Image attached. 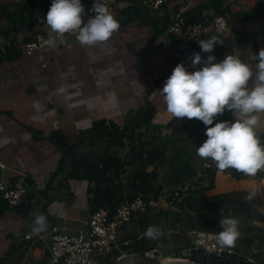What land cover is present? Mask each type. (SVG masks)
Instances as JSON below:
<instances>
[{"label": "crops", "instance_id": "crops-1", "mask_svg": "<svg viewBox=\"0 0 264 264\" xmlns=\"http://www.w3.org/2000/svg\"><path fill=\"white\" fill-rule=\"evenodd\" d=\"M43 2L0 0V180L10 186L24 176L32 201L28 208L18 209L0 202V264H48L51 229L75 234L92 213L89 188L93 185L68 177V158L59 175L50 180L62 159L49 137L57 134L73 143L84 138L96 121L123 126L146 98L155 111L152 128L143 130L133 145L108 150L125 162L120 174L123 194L129 192L127 185L139 164L135 147L143 141L150 151L165 150L158 177L162 193L188 187L200 191L203 202L196 210L166 207L135 217L120 229L117 244L149 236L148 229L156 228L166 244L154 249L169 254L184 248L188 232L219 233V220L235 217L240 236L229 248L264 264V170L254 176L235 169L220 171L211 159L199 157L196 149L206 140V126L197 119L172 117L159 94L178 63L189 72L203 66L192 67L193 53L202 59L213 55L214 62L227 55L239 56L256 70L259 61L252 57L264 48V0H170L157 10L143 6L142 0H116L112 14L120 27L107 42L86 46L76 36H63L44 53L25 56L24 44L48 28ZM81 3L88 7L85 0ZM178 13L188 21L225 16L228 34L209 36L222 43L211 53L202 52L199 45L186 48L167 32ZM238 118V113L225 110L214 124ZM258 118L256 131L264 144V113ZM105 146L83 145L74 152L92 151L99 157ZM205 164L213 172L211 182L204 173ZM38 215L45 217L46 224L35 232Z\"/></svg>", "mask_w": 264, "mask_h": 264}, {"label": "clouds", "instance_id": "clouds-1", "mask_svg": "<svg viewBox=\"0 0 264 264\" xmlns=\"http://www.w3.org/2000/svg\"><path fill=\"white\" fill-rule=\"evenodd\" d=\"M84 12L81 0H52L45 19L53 33H76L79 43L86 46L107 42L120 27L103 3L94 0L91 12L95 15L86 22L82 19ZM198 42L204 53H211L216 44H222L215 36ZM215 59L213 55L202 59L199 53H193L192 67L203 66L189 72L178 63L159 94L172 117L197 119L206 126L207 139L196 149L199 157L211 159L220 171L235 169L254 176L264 170V144L256 131L258 115L264 113V48L252 57L259 61L256 70L239 56L227 55L220 62ZM225 110L238 113L239 118L214 124ZM34 224L33 231H42L45 217L38 215ZM219 226L222 231L217 239L221 247L234 246L240 236L239 219L223 217ZM158 231L149 228L147 234L153 236Z\"/></svg>", "mask_w": 264, "mask_h": 264}, {"label": "built area", "instance_id": "built-area-1", "mask_svg": "<svg viewBox=\"0 0 264 264\" xmlns=\"http://www.w3.org/2000/svg\"><path fill=\"white\" fill-rule=\"evenodd\" d=\"M85 8L82 19L87 21L95 13L91 12L94 0H85ZM170 0H142V5L157 10L164 6ZM95 2L105 4L112 13L116 6V0H95ZM229 25L225 16H212L209 20L188 21L181 13L174 16L168 27V35L174 41H180L186 48L198 46L200 40H206L211 34L224 36L228 34ZM76 33H65L63 36H76ZM57 33H53L49 26L47 30L36 33V35L26 42L22 48L25 56H31L36 53H44L53 42L62 38ZM3 167L2 165L0 166ZM205 169L210 168L208 164ZM24 176H19L10 186L0 180V198L5 202L8 208H28L32 201L29 198ZM189 188H178L171 193H161L157 199L145 200L142 196H137L132 200H125L118 205L110 216L105 209H100L91 213L85 222L83 228L75 234L69 235L60 232V229L53 227L50 231V260L48 264H105L107 261L115 258L120 260L128 254L124 249L130 241L117 244V236L123 227L129 225L135 217H146L154 211L170 207L172 209H184V201L188 195ZM188 241L184 248L179 252L180 256L176 260L190 261V251H194V262L197 264L211 263V260L223 259L237 254L229 247H221L218 242V232L208 231H190L187 233ZM121 246V247H120ZM157 252L156 249L148 251ZM116 253V254H115ZM175 252H171L166 258H173ZM179 257V258H178ZM239 264V260L237 261ZM245 264L253 263L251 259H246Z\"/></svg>", "mask_w": 264, "mask_h": 264}, {"label": "trees", "instance_id": "trees-1", "mask_svg": "<svg viewBox=\"0 0 264 264\" xmlns=\"http://www.w3.org/2000/svg\"><path fill=\"white\" fill-rule=\"evenodd\" d=\"M51 3L52 0H44L43 2L44 17ZM31 10L32 7L29 8V15L32 13ZM154 114V107L146 98L138 110L128 115L126 124L123 126H118L104 120L96 121L84 133V138H78L73 143L66 141L57 134H52L49 139L60 150L62 162L58 169L50 176V180L59 175L65 164V159L68 158L70 165L68 177L86 180L89 184L93 185L89 188L90 193H92V199L90 200L92 213L100 209H105L112 216L114 209L123 203V201L132 200L139 195L145 200L150 198L157 199L162 193V188L158 183V177L159 167L165 162V150L161 153H156L146 148L147 142H138L135 150L139 164L127 185L129 192L125 195L123 194L124 187L120 182V174L124 171L125 162L120 157L111 155L108 152L111 146L123 147L128 144L133 145L134 140H139L142 137L143 130L152 128ZM94 133H99V135L93 136L92 134ZM89 135L92 136L90 137ZM100 144H106V146L104 153L99 157L92 151L84 154H76L74 152L77 147L83 145L92 147ZM204 173L210 177L211 182L213 172L210 169H206ZM199 194L200 191L196 189L189 190L183 205L190 210H196L203 202ZM0 202L6 206L1 198ZM157 244L165 245L166 241L161 235L154 234L153 236L132 239L124 249L130 254L138 253V251L139 253H143L155 250L154 245ZM151 263H154V261L147 260L146 264Z\"/></svg>", "mask_w": 264, "mask_h": 264}, {"label": "water", "instance_id": "water-1", "mask_svg": "<svg viewBox=\"0 0 264 264\" xmlns=\"http://www.w3.org/2000/svg\"><path fill=\"white\" fill-rule=\"evenodd\" d=\"M189 254L191 255L190 257V261H183V260H176L177 257L174 256H180L181 254L179 252H175L173 255V258H175V260L172 261H166L163 260L161 258H166L168 254H158L157 252H143V253H139V254H130V255H126L124 257H122L121 262L120 260H116L115 258L107 261L105 264H142L144 261L147 260H153L154 263H158V264H197L196 261L194 262L195 258H194V251H190ZM179 258V257H178ZM247 258L242 257L238 254H235L234 256H228L226 258L223 259H218L216 260L214 258V260H211V263H205L203 262L202 264H238L237 261L239 260V264H245V260ZM166 261V262H165ZM151 263V264H154ZM249 264H253V263H249Z\"/></svg>", "mask_w": 264, "mask_h": 264}, {"label": "bare ground", "instance_id": "bare-ground-1", "mask_svg": "<svg viewBox=\"0 0 264 264\" xmlns=\"http://www.w3.org/2000/svg\"><path fill=\"white\" fill-rule=\"evenodd\" d=\"M163 260H166L168 262V261H172V260H175V259H163Z\"/></svg>", "mask_w": 264, "mask_h": 264}, {"label": "flooded vegetation", "instance_id": "flooded-vegetation-1", "mask_svg": "<svg viewBox=\"0 0 264 264\" xmlns=\"http://www.w3.org/2000/svg\"><path fill=\"white\" fill-rule=\"evenodd\" d=\"M147 263V261H144L142 264H146Z\"/></svg>", "mask_w": 264, "mask_h": 264}, {"label": "rangeland", "instance_id": "rangeland-1", "mask_svg": "<svg viewBox=\"0 0 264 264\" xmlns=\"http://www.w3.org/2000/svg\"><path fill=\"white\" fill-rule=\"evenodd\" d=\"M204 139H207L206 135L203 137ZM205 168V167H204Z\"/></svg>", "mask_w": 264, "mask_h": 264}]
</instances>
